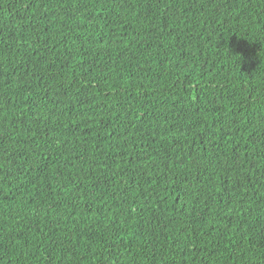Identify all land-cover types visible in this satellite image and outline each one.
I'll return each instance as SVG.
<instances>
[{"label": "trees", "instance_id": "16d2710c", "mask_svg": "<svg viewBox=\"0 0 264 264\" xmlns=\"http://www.w3.org/2000/svg\"><path fill=\"white\" fill-rule=\"evenodd\" d=\"M0 264H264V0H0Z\"/></svg>", "mask_w": 264, "mask_h": 264}]
</instances>
